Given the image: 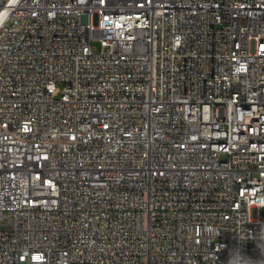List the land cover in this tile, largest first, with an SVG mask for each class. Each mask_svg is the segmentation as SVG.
Here are the masks:
<instances>
[{
    "label": "built area",
    "instance_id": "built-area-1",
    "mask_svg": "<svg viewBox=\"0 0 264 264\" xmlns=\"http://www.w3.org/2000/svg\"><path fill=\"white\" fill-rule=\"evenodd\" d=\"M262 208L264 0H0V264H264Z\"/></svg>",
    "mask_w": 264,
    "mask_h": 264
},
{
    "label": "bare ground",
    "instance_id": "bare-ground-1",
    "mask_svg": "<svg viewBox=\"0 0 264 264\" xmlns=\"http://www.w3.org/2000/svg\"><path fill=\"white\" fill-rule=\"evenodd\" d=\"M211 151L216 154V158H229L231 154V140L227 135H215L211 139Z\"/></svg>",
    "mask_w": 264,
    "mask_h": 264
},
{
    "label": "rangeland",
    "instance_id": "rangeland-1",
    "mask_svg": "<svg viewBox=\"0 0 264 264\" xmlns=\"http://www.w3.org/2000/svg\"><path fill=\"white\" fill-rule=\"evenodd\" d=\"M92 46L97 49V50H100L101 46L99 44V42H93L92 43ZM259 215L264 218V208H262L260 211H259Z\"/></svg>",
    "mask_w": 264,
    "mask_h": 264
}]
</instances>
